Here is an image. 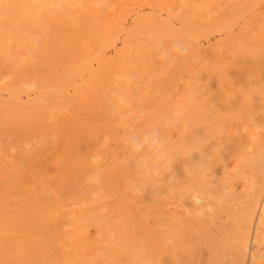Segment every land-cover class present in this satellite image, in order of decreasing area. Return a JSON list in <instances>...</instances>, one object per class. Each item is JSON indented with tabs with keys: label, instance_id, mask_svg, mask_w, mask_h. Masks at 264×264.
<instances>
[{
	"label": "rangeland",
	"instance_id": "1",
	"mask_svg": "<svg viewBox=\"0 0 264 264\" xmlns=\"http://www.w3.org/2000/svg\"><path fill=\"white\" fill-rule=\"evenodd\" d=\"M263 15L264 0H0V171L7 172V179L0 183V264H167V244L171 243L167 242V233L181 240L173 243L172 247L178 243H190V252L187 245L181 251L177 250L179 245V248L173 249L179 253L184 251L182 257L177 253L181 258L180 264H213L214 259L208 255L210 252H215L214 258L217 260L218 257L221 264L237 263L240 257L232 244H236L237 235L234 233L238 228L235 229L237 226L227 223V220H230V212L236 213L237 209L239 211L244 207V201L246 203L249 198L246 193L251 191L250 186L254 183L252 180L258 182L259 171L264 170L263 136V142L259 139L254 143L255 147L250 145L249 139L248 144L243 140L248 138L249 122L262 118L257 115L259 112L254 116L257 105L260 106L258 101L262 99L256 100L250 95H254L256 90V98L264 95V88L261 91L258 86L260 81L255 82L257 78L261 80L259 76L262 73L261 78L264 77V72H261L264 64L259 70V60V66L253 70L261 72L258 71L260 75L257 77L256 74L257 78L252 75L257 84L254 86L253 83V87L258 86L259 89L252 90L248 84L253 82V78L246 72L245 80L241 73L245 72L242 71L244 68L248 70V63L245 65L247 48L245 50L244 47L249 38L260 39L258 43L263 44H259L261 48L255 56L262 53L264 56ZM227 36L228 39L232 37L229 40L234 38L232 42L236 45L228 43ZM176 41H181L187 51H176L173 48ZM237 42L245 43L242 44L243 50L239 47L241 43L237 45ZM245 55L243 62L241 57ZM221 60L225 62L221 63ZM228 63H231V68L232 65L236 64L237 68L241 64L236 71L234 69V73L239 74L237 78L232 73L233 69L230 72ZM250 72L252 74V70ZM235 80L240 84L239 92L233 90L237 89ZM240 81L246 84L249 81L246 85L247 89L250 87L248 96L245 94L247 90L243 89L245 85ZM217 88L219 94H222L220 91L224 92L220 90L223 88L226 92L233 90L234 95H231L233 91L228 92L230 95L224 92L223 95L228 98L223 99V96L215 93ZM60 90L67 93L64 102L57 100L56 110L44 111V100ZM75 91L80 93L82 100H87L88 108L84 107L88 109V116L84 117L85 114L82 118L86 122L74 115L77 110L73 105L79 101ZM239 94L252 98L245 100L247 97ZM237 95L242 104L245 100L244 108L240 102L231 106L236 100L233 96ZM221 100L223 110L217 107ZM249 101L253 106L250 107L252 104ZM260 103L263 104V100ZM17 105L24 107L23 119L17 118ZM204 107L206 115H203L207 118L202 119L203 109H200ZM224 108H227V112L221 114L225 112ZM79 112L84 113L82 110ZM227 114L232 120L227 118ZM197 116L201 123L208 120L212 122L210 126L218 127V135L213 128L216 132L209 135L206 142L202 141L205 138L203 132L209 124L203 122L204 125H201L198 122L200 126H197ZM54 118L58 123L52 121ZM250 118L258 120L251 121ZM192 120H196V128L192 126L194 122L189 123ZM75 121H79L80 125L77 126ZM183 121L195 128L192 134L185 133L189 125L185 128ZM74 122L76 125L72 126L75 128L71 126ZM70 126L74 129L65 130L71 129ZM202 126L204 136L197 131ZM208 128L206 133L211 131ZM263 131L259 132L264 134ZM183 133L194 140L202 136L199 139L205 142L204 148L207 147L206 151L210 152L209 158L205 150L200 151L197 139L190 141L201 152H197L200 162L208 164L204 162L200 167L202 164L199 163L202 169H197L202 172L198 171L193 177L187 174V178L197 179L194 180L197 185H204L205 189L198 186L200 190H205L202 196L206 190L212 192L209 198L216 201L208 200V193L204 197L207 196L205 199L215 208L209 205L197 213H191L186 208V214L184 199L181 198L183 201L177 206L181 201L174 195L177 188L171 186L169 190L167 187L171 180H175L173 173L177 174L175 169L172 170L176 167L174 164L178 163L179 166V163L185 162L186 152H182L185 155L179 152L183 150L179 141L186 146L189 138ZM181 135H184L185 144L181 142ZM228 139L234 140L233 143ZM93 141H96L95 144ZM262 143L263 146L259 147ZM189 144L187 146L191 149ZM184 149L187 151L189 148ZM178 152L185 157L180 158ZM176 159L180 162H174ZM206 159H210L211 163ZM151 163H154L153 169L147 168ZM184 166L181 167L184 169L182 171L186 170ZM192 168L194 171L195 168ZM185 172L189 173L187 170ZM232 175L233 179L230 177ZM178 186L180 189L181 186ZM187 186L184 188L188 189ZM223 196L227 197L226 202V198L217 200ZM257 204L259 207L256 206L252 217L248 248L241 264H264V187ZM216 205L220 212L216 210ZM223 206L230 209L223 211ZM213 211H218V218L212 217ZM179 218L183 224L186 223L183 229L177 225ZM195 221L200 224L196 228L201 233L192 228L191 224H196ZM213 222H221V226L227 223L229 230L220 233L222 236L214 237L209 233ZM187 224H190L191 230L189 226L186 227ZM201 234L208 236L209 240L205 241ZM207 242L209 245L215 242L212 243L214 246L210 245L212 251L210 246L207 247L210 251L205 248ZM203 249L207 254L206 259H213L210 263H207L210 260L204 261L206 255ZM216 252L222 256L219 257L220 254ZM171 257L173 259L175 256ZM171 257H168V264ZM193 258H196L195 261ZM175 261L172 263L176 264Z\"/></svg>",
	"mask_w": 264,
	"mask_h": 264
},
{
	"label": "bare ground",
	"instance_id": "2",
	"mask_svg": "<svg viewBox=\"0 0 264 264\" xmlns=\"http://www.w3.org/2000/svg\"><path fill=\"white\" fill-rule=\"evenodd\" d=\"M249 1H250V0H249ZM253 13H254V12H253ZM259 13H260V12H259ZM262 13H263V12H262ZM262 17L264 18V15H263ZM250 21H251V20H250ZM263 21H264V20H263ZM263 21H261L262 24H263ZM246 22H247V21H246ZM248 22H249V19H248ZM253 24H254V21H253ZM253 24H252V25H253ZM262 24H261V25H262ZM259 26H260V25H259ZM230 27H231V26H230ZM252 27H253V26H252ZM263 28H264V25H263ZM263 28H261V30H262ZM226 29H227V27H226ZM232 29H233V28H232ZM256 29H257V28H256ZM257 30H258V29H257ZM228 31H229V30H228ZM231 31H232V30H231ZM240 31H241V30H240ZM249 31H250V29H249ZM258 31H260V30H258ZM263 32H264V29H263ZM263 32H262V33H263ZM236 33H237V32H236ZM243 33L246 34L244 31H243ZM247 33H248V31H247ZM260 33H261V32H260ZM244 34H242L243 37H244ZM248 34H249V33H248ZM255 34H256V33H255ZM257 34L259 35V33H257ZM227 35H228V33H227ZM231 35H232V34H231ZM246 35H247V34H246ZM260 35H261V34H260ZM260 35H259V36H260ZM229 36H230V35H229ZM229 36H227V39H228ZM256 36H257V35H256ZM259 36H258L257 38H259ZM243 37H242V38H239L240 41H242ZM249 37H250V36H249ZM260 37H261V36H260ZM231 38H232V37H230L229 39H231ZM244 38H245V37H244ZM261 38H262V37H261ZM263 38H264V37H263ZM229 39H228V40H229ZM246 39H247V38H246ZM246 39H245V40H246ZM249 39H250V38H249ZM249 39L247 40V42H246L247 44H246L245 47L242 45L244 42H243V43H242V42H239V43H241V46H239L241 50H243V47L245 48V50H246V48H247V53H246V54H247V58H246V59H247V62L245 61V65L247 66V63H248V70H247V71H246L247 68H244V67H243L244 69L242 68V69H243L242 71L245 70V72H244L245 74H244L243 72H241V71H240V72L242 73V76H243V77H244V75H247V74H248V75H251V79H252V78L254 77V75H255V77H256V74H257V77H258V76L260 75L261 72H264V70L261 71V72L259 71V70L264 66V65H263V64H264V59H263L264 56H262L263 53H262V55L258 54V56H259V55L261 56V57L259 56L260 58H259L258 56H255L257 53H259V47L261 48L260 45H261L262 42H261V43H258V41H259L260 39L257 40L255 37H252V40H249ZM237 40H238V39H235V41H237ZM262 40H263V39H262ZM232 41H234V38H233V40H229V42H228V41H227V42H228V43H233V44H235V43L232 42ZM239 43L237 42V45H238ZM259 44H260V45H259ZM262 44H263V43H262ZM235 45H236V44H235ZM244 45H245V43H244ZM242 46H243V47H242ZM241 47H242V48H241ZM226 48H227V47H226ZM256 52H257V53H256ZM262 52H263V50H262ZM242 53H243V52H242ZM234 54H235V53H234ZM234 54H233V55H234ZM244 57H246V55L241 57L242 60H243ZM257 57H258V58H257ZM262 57H263V58H262ZM232 58H235V57H232ZM232 58H231V59H232ZM227 60H228V59H227ZM242 60H241V61H242ZM259 60H260L261 66H260V68H259L258 71H259L260 73H259L258 71H253V70L256 69L255 67L259 66V65H258ZM221 61H222V60H221ZM229 61H231L230 58H229ZM241 61H240V62H241ZM223 62H225V61L223 60L221 63H223ZM226 62H227V61H226ZM238 62H239V61H238ZM243 62H244V60H243ZM262 63H263V64H262ZM242 64H243V66H244V63H242ZM217 65H218V64H217ZM239 65L241 66V64H238V65H237V68H238ZM262 65H263V66H262ZM219 66H220V65H219ZM223 66H224V64H223ZM228 66H230V68H229ZM228 66L226 65V67L229 68L230 72H231V70L233 69V70H232V73H234V69H235V71L237 70V68L235 67L236 64H235V66L232 65V68H231V63H230V65H229V63H228ZM246 66H245V67H246ZM226 67H224V69H228V68H226ZM233 67H234V68H233ZM220 68H221V67H220ZM263 68H264V67H263ZM216 69H218V67H217ZM251 70H252V74H249V73H251V72H250ZM261 70H262V69H261ZM224 71L226 72V70H224ZM224 71H223V72H224ZM228 72H229V71H228ZM246 72H247V74H246ZM248 72H249V73H248ZM253 73H254V74H253ZM234 74H235V75H234V77H235V76L238 74V72H237V74H236V73H234ZM229 75H230V74H229ZM231 75H232V74H231ZM231 75H230V76H231ZM252 75H253V77H252ZM224 76H225V75H224ZM227 76H228V75H227ZM238 76H239V74H238ZM240 76H241V75H240ZM242 76H241V77H242ZM261 76H263V73H262ZM261 76H259L261 80H259L257 77H256V78H257L256 81L254 80L255 78L252 79V80H253V82L251 81V82H252V83H251L252 86H251L250 83L248 84V82L250 81V80H249L250 78L248 79L249 81H247V84L250 85V87L252 88V90L259 89V88H260V90H261L262 88H264V82H263V81H264V79H263L264 77L261 78ZM231 77H232V76H231ZM231 77H230V79H231ZM243 77H242V78H243ZM223 78H224V77H223ZM227 78L229 79V77H227ZM236 78H237V76H236ZM242 78H240V80H241ZM244 78H245V77H244ZM208 79H209V78H208ZM228 79H227V80H228ZM233 80H234V79H233ZM237 80H239V79H237ZM245 80H247V78H245ZM215 81H217V80H215ZM220 81H221V80H220ZM222 81H224V79H223ZM222 81H221L220 83L223 84ZM225 81H226V80H225ZM225 81H224V82H225ZM228 81H229V80H228ZM231 81H232V80H231ZM254 81H255V82L260 81L259 84L261 83V85L258 84L259 88H258V86H257V88H256V87H253V85L255 84ZM209 82H210V81H209ZM213 82H214V81H213ZM235 82L238 83V81L235 80V81H234V84H236ZM240 82L242 83V81H240ZM215 83H216V82H215ZM244 83H245V82H244ZM244 83H242V85H245L243 89H244V90H245V89L247 90V92L245 93V91H244V93L247 94L248 91H249L248 89H249L250 87L248 86V89H247V86H246L247 84H246V83L244 84ZM253 83H254V84H253ZM257 83H258V82H257ZM231 84H233V83H231ZM231 84H230V85H231ZM215 85H216V84H215ZM227 85H228V84H227ZM238 85H240V84L238 83V84L236 85V86H237V87H236L237 89H233V90H236V91L240 90V88H239ZM256 85H257V84H255L254 86H256ZM216 86H217V85H216ZM218 86H219V85H218ZM220 86H221V84H220ZM202 87H203V85H202ZM221 87H222V86H221ZM245 87H246V88H245ZM218 88H219V87H218ZM218 88H217V91L214 90V92L216 91L215 93H216L218 96H220V97L223 96V99L226 98L227 96H225V94L223 95V93L226 92L225 89L220 88V90H223L224 92L220 91L222 94H219V93H218V92H219V89H218ZM238 88H239V89H238ZM253 88H255V89H253ZM204 89H205V87H204ZM204 89H203V90H204ZM206 89H207V88H206ZM231 89H232V88H231ZM233 90H232V91H233ZM232 91L230 90V91H228V92H232ZM256 91H257V90H256ZM256 91H254L255 93L253 92L254 95L252 94V95H250V96L254 97L256 100L262 99V100H263V104L260 103V101H262V100L258 101L260 106L257 105L256 112L254 111V109H252V111H253V113L255 112L254 116L256 115L257 112H259V114H257V115H259V116L262 117V118L260 119L258 116H257V117L259 118V120H258V118H257V119H254V120H253L252 118H250V120L252 119L253 121H255V120H258V121H257V122H252V123L249 122V124H250V125H249V129H247V130H248V136H247L246 134L244 135L245 137L247 136L248 138H247V139H246V138H243L244 141L246 140L245 142H246L247 144H248V139H249V141H250V145H253L252 147H255V144H254L255 142H257L259 139L262 140V139L264 138V134L259 132V131L262 132V131L264 130V115H263V114H264V95H263L262 97H260V98H259V97L256 98V95H257V94H256ZM261 91H262V90H261ZM228 92H226V94H229V95H230L231 93H228ZM238 92H239V91H238ZM65 93H66V92L60 90L59 92H55L51 98H47V99L45 98L46 100H44V103H43V110H44V111L56 110L55 107L57 108V105H58L57 100H59V101H63V100H65V99H64V97H65ZM215 93L212 92L211 94H214V96H216ZM251 93H252V92H251ZM251 93H249V94H251ZM258 93H259V92H258ZM66 94H67V93H66ZM74 94H75V96L78 97L77 100H79V101L76 102V100H75V102H76L77 105H75V104L73 105V104L71 103V104L73 105V107L75 106V109L77 110V111L75 112V114H74V113H73V114H74L76 117H78L79 119L84 120V119H82V118H83V115L86 114V115L84 116V117H86V118H87V116H88V115H87L88 112H86V111H88V109H87V108H88V107H87V106H88V104H87V100H86V98H84V96H83L84 99L82 100V98H81V96H80V93L77 92V91H75ZM74 94H73V95H74ZM207 94H208V93H207ZM237 94H238V93H237ZM255 94H256V95H255ZM263 94H264V93H263ZM54 95H55V96H54ZM231 95H234V91L232 92ZM239 95L241 96L242 94H239ZM239 95H237V97L233 96V97L237 100V103H236V100H235V101H234V102H235V105H234V102H232V103H233L232 105H231V102H230V103H228L229 106H230V105H231V106H236V104L238 105V103L240 102V96H239ZM259 95H260V94H259ZM69 96H70V95H69ZM71 96H72V95H71ZM214 96H213V97H214ZM224 96H225V97H224ZM242 96H245V95H242ZM242 96H241V97H242ZM247 96H248V94H247ZM247 96H245V97H247ZM250 96H249V97H250ZM208 97H211V95H209ZM208 97H207V100H208ZM216 97H217V96H216ZM238 97H239V99H238ZM245 97H244V98H245ZM252 97H250V98H252ZM67 98H68V97H67ZM70 98H71V97H70ZM70 98H69V99H70ZM211 98H212V97H211ZM227 98H228V97H227ZM250 98L247 97V99H245V100H249ZM71 99H72V98H71ZM74 99H75V97H74ZM74 99H72V100H74ZM209 99H210V98H209ZM215 99H216V98H215ZM215 99L212 98V100H214V101H215ZM229 99H230V98H229ZM85 100H86V101H85ZM207 100H206V103L208 102ZM227 100H228V99H227ZM231 100H232V96H231ZM238 100H239V101H238ZM241 100H242V98H241ZM243 100H244V99H243ZM245 100H244V103H245ZM251 100H253V99H251ZM256 100H255V103H256ZM84 101H85V102H84ZM210 101H211V100H210ZM210 101H209V103H210ZM216 101H217V99H216ZM228 101H230V100H228ZM63 102H64V101H63ZM63 102H61V104H62ZM82 102H83V103H82ZM222 102H223V100L220 101V103H221V104H219L220 106H217L218 108H220V110L223 108V106H222L223 103H222ZM241 102H243V101H241ZM241 102H240V103H241ZM249 102H250V101H249ZM65 103L68 104V102H65ZM79 103H82L83 105H82V104L79 105ZM85 103H86V104H85ZM211 103H212V102H211ZM211 103H210V105H211ZM213 103H214V102H213ZM225 103H227V102H225ZM225 103H224V106H225ZM244 103H243V104L241 103V104L243 105V108H244V105H246V104H244ZM250 103H251V102H250ZM59 104H60V103H59ZM228 104H227V105H228ZM241 104H240V105H241ZM251 104H252V105H250V107L253 106V103H251ZM261 104H262V107H261ZM208 105H209V104H208ZM213 105H214V104H213ZM215 105H216V104H215ZM84 106L87 107V108H85ZM221 106H222V107H221ZM61 107H63V106H61ZM61 107H60V108H61ZM66 107H69V106H66ZM78 107H80V109H79ZM82 107H84V108H82ZM217 107L215 106V108H217ZM241 107H242V106H241ZM247 107L250 109L249 105H248ZM70 108H71V107H70ZM81 108H82V109H81ZM206 108H207V107H206ZM213 108H214V106H213ZM231 108H232V107H231ZM234 108H235V107H234ZM243 108H241V109H243ZM245 108H246V106H245ZM254 108H255V107H254ZM202 109H203V110H202ZM204 109H205V107L200 109V110H202V111H201L202 114L199 112V113L201 114L202 119H203V117H204V118H207V116H204V115H203V114L205 113ZM226 109H227V108H226ZM226 109L224 108L225 112L223 111L221 114H223V113L226 114V112H227ZM228 109H230V108H228ZM238 109H239V108H238ZM58 110H59V109H58ZM78 110H79V111L82 110V111H84V113L82 114L81 112H79V114H80V115H79V114H78ZM200 110H199V111H200ZM218 110H219V109H218ZM222 110H223V109H222ZM234 110H235V109H234ZM15 111L17 112V114H16V115H17V118L19 117L20 119H23L22 117H24V115H23L24 107H22L21 105H17L16 108H15ZM44 111H43V112H44ZM206 111H207V110H206ZM211 111H212V109H211ZM231 111H233V110L231 109ZM243 111H244V109H243ZM245 111H246V109H245ZM250 111H251V110H250ZM252 111H251V112H252ZM55 112H56V111H55ZM55 112H54V113H55ZM72 112H73V109H72ZM209 112H210V110H209ZM209 112H208V113H209ZM212 112H213V111H212ZM214 112H216V111H214ZM237 112H239V110H237ZM246 112H247V111H246ZM248 112H249V111H248ZM216 113H217V112H216ZM216 113H215V115H216ZM231 113H232V112H231ZM240 113H241V112H240ZM240 113H239V114H240ZM45 114H47V113H45ZM45 114H44V115H45ZM51 114H52V113H51ZM81 114H82V116H81ZM194 114H195V113H194ZM197 114H198V113H197ZM209 114H210V113H209ZM237 114H238V113H237ZM246 114H247V113H246ZM250 114H252V113H250ZM78 115H79V116H78ZM186 115H187V114H186ZM205 115H206V113H205ZM228 115H229V114H227V118L229 117ZM243 115H244V114H243ZM47 116H48V115H47ZM47 116H46V117H47ZM49 116H50V115H49ZM58 116L60 117V115H58ZM80 116H81V117H80ZM213 116H214V115H213ZM222 116H223V115H222ZM254 116H253V117H254ZM50 117H51V116H50ZM54 117H55V114H54ZM71 117H72V116H71ZM191 117H192V116H191ZM201 117H199V118H201ZM214 117H215V116H214ZM19 118H18V119H19ZM196 118H197V119H196ZM196 118H195V119L197 120V123L199 122L201 125H204V124H206V123L209 124L208 126H206V130H207V127H209V128L211 129V131H210L209 128H208V130H209L208 133H209V134L206 133V130L204 131L203 126H202L201 129L199 128L200 130H197V129H196L197 131L200 132V133L198 132L200 135L203 134V133H205V136H204V134L202 135V136L205 137V138L201 139L202 141L205 140L206 138L208 139V136H209V135H212V133H215V132H216L215 130H217L216 134L218 135V133H219V132H218V129H217L218 127L214 128L212 125L210 126V124H211L212 122L209 123L210 121L208 122V120L206 119V120H207L206 123H205V121H203V122H204V124H203V122L201 123L202 120H201V119H198V116H197ZM208 118H209V120L211 119L209 115H208ZM216 118H217V117H216ZM220 118H221V117H220ZM229 118H230V117H229ZM47 119H48L47 121H49V117H48ZM55 119H57V118H54V120L52 119V121H55ZM50 120H51V118H50ZM68 120H69V119H68ZM196 120H194V121H196ZM230 120H232V119L230 118ZM230 120H228V121L230 122ZM252 120H251V121H252ZM57 121H58V120H57ZM57 121H55V122H57ZM73 121H74V119H73ZM84 121H85V120H84ZM194 121H193V120H192L191 122L189 121V123H192V122H194ZM214 121H215V119H214ZM217 121H218V120H217ZM217 121L215 122L216 124H217L220 120H219L218 122H217ZM243 121H244V120H242V122H243ZM50 122H51V121H50ZM75 122H76V121H75ZM75 122H74V124L71 123V126H72V125H76V123L78 124L77 126L80 125V124L78 123L79 121L76 122V123H75ZM85 122H86V121H85ZM220 122H221V124H222V121H220ZM236 122H237V120H236ZM242 122H241V123H242ZM244 122H245V121H244ZM53 123H54V122H53ZM57 123H58V122H57ZM57 123H56V124H57ZM80 123L83 124L82 121H80ZM185 123H186V124H185ZM189 123L187 124V121H183V124H185L184 127L187 128V126L189 125V126H188V128H189V127H190V124H189ZM197 123L194 122V125H193V123H192V126H194L195 128H196L197 126H200L199 123H198V125H197ZM215 123H214V124H215ZM232 123H233V122H232ZM51 124H52V123H51ZM69 124H70V123L67 124L68 127H69ZM180 124H181V123H180ZM219 124H220V123H218L217 125H219ZM84 125H85V124H84ZM195 125H197V126H195ZM235 125H237V124H235ZM63 126H64V128L66 127V125H64V124H63ZM63 126L60 125V127H61L62 129H64ZM71 126H70V127H71ZM181 126H183V125L181 124ZM219 126H220V125H219ZM223 126H224V125H223ZM233 126H234V125H233ZM233 126H232V127H233ZM72 127H74V126H72ZM72 127H71V129H67V128H66L65 130H72V129L75 128V127H74V128H72ZM211 127H212V128H211ZM188 128H187V130H190V129L193 128V127H190V129H188ZM195 128H193V129H192L191 131H189V132H187V130H186L185 133L192 134V133L194 132L193 130H195ZM213 128H214L215 130H213ZM221 128H222V126H221ZM235 128H236V126H235ZM240 128H241V127H240ZM202 129H203V130H202ZM201 130L204 131V132L201 133ZM212 130H213V132H212ZM227 130H228V129H227ZM234 130H235V129H234ZM73 131H74V130H73ZM182 132H183V131H181V134H182ZM191 132H192V133H191ZM222 132L224 133V129H222ZM263 132H264V131H263ZM0 133H1V131H0ZM2 133L4 134V132H2ZM185 133H183V134H185ZM223 133H222V135H224ZM236 133H237V132H236ZM245 133H247V131H246ZM189 134H188V136H187L186 134H185V135H186L187 138H189V139L187 140V145H188V143H190L191 146H192V147H191L192 150L190 149V146H187V145L185 146V145H183V144L181 145V143H180V141H179V144H180V147H181L180 149L183 148V150H179V152H180V151H181L180 153H182V152H186V155H185V153H182V154H184V155L186 156V158H184V161H185V162H183V161L181 160L182 162L179 163V164H181V165L178 166V163H177L176 165L174 164V166H176V167H174V168L171 167V168H173L172 170L175 169V170H174L175 173H177V174L179 173L180 175H183V176H182L183 178H182L181 176L179 177V175L173 173L172 177L175 179V180H174L175 182L172 181V180L169 182V180H168V182L170 183V185H167V187L169 186V187H168L169 190H170V187H171V186H173V189H175V188L178 189V188H179L178 185L181 186V187H180L181 191H180V189H178L179 191L176 192V190H177V189H176V190L174 191L175 194H174V193H173V194L176 195L175 197L178 196L177 199L180 198V200H181V201H180V204L177 203V206H178V205H181V202L183 201L182 199H184V201H183V203H185V209H184V211L186 212V214H187L186 208H188L189 211H190L191 213H194V212L197 213V211L205 210V209H204L205 207H209V205H212L211 203H209V202L207 201V199H208V200H209V199L211 200V198H209V195H210L212 192H209L208 190H206V191H207L206 193H208V198L205 199V198L207 197V196L204 197V196L206 195V193H205L204 196H202V195H203L202 193H204V191H205V190H203V189H205V187H203L204 185H203L202 183H200V185L202 184L201 186L197 185V183L194 181V180H197V179H194V180H193V178H192L193 176H195V174H196L198 171H199L198 173L202 172V170L200 171V170H198V169H199L201 166L203 167V164H204V162H205V161H203V162L201 161V162H200L199 157H197V156H198V153H197V152H200V151H204V150H205V152L207 153V157H208V155H209L210 152L208 153V152L206 151V150H207V147H206V149L204 148L206 140H205V142H202V141L199 139V138H202V136H201V137L199 136V138L196 137L195 140H194L193 138H190V137H189ZM206 134H207V135H206ZM216 134H215V135H216ZM262 134H263V135H262ZM213 135H214V134H213ZM215 135H214V137H215ZM217 135H216V136H217ZM183 136H184V135H183ZM183 136L181 135L180 137L182 138ZM190 136H191V135H190ZM196 136H197V134H196ZM261 136H263L262 139H261ZM191 137H193V135H192ZM194 137H195V135H194ZM212 137H213V136H212ZM223 137H224V136H223ZM220 138H221V137H220ZM224 138H226V137H224ZM231 138H232V136H231ZM233 138H234V137H233ZM183 139H184V138H182L181 142H183V143L185 144L186 140H183ZM192 139H193L194 141H197V140H198L196 143L200 144V145H199V147L201 146L200 151H197V150L195 149L194 144L190 142ZM196 139H197V140H196ZM235 139H236V138H234V140H235ZM241 139H242V137H241ZM219 140H220V139H219ZM225 140H226V139H225ZM229 140H230V139H228L227 141H229ZM234 140H233V141H234ZM238 140H239V139H238ZM243 140H242V141H243ZM0 141H2V140H0ZM188 141H189V142H188ZM199 141H200L201 143H199ZM220 141H221V140H220ZM230 141H231V140H230ZM233 141H231V143H233ZM240 141H241V140H240ZM93 142H94V144H95L96 141H93ZM218 142H219V141H218ZM237 142H238V141H237ZM259 142H260V141H259ZM262 142H263V140H262ZM202 143H203V145H202ZM214 143H215V142H214ZM221 143H222V141H221ZM224 143H225V141H223V144H224ZM231 143L229 144L230 146H232ZM235 143H236V142H235ZM260 143H261V142H260ZM190 144H189V145H190ZM192 144H193V145H192ZM198 144H197V145H198ZM207 144L209 145L208 142H207ZM217 144H219V143H217ZM244 144H245V143H243V145H244ZM257 144H258V143H256V145H257ZM211 145H212V144H211ZM213 145H214V144H213ZM225 145H226V144H225ZM182 146H183V147H182ZM215 146H217V145L215 144ZM220 146H221V145H220ZM233 146H236V145H233ZM240 146H242V145L240 144ZM245 146H246V145H245ZM261 146H263V143H262L261 145L259 144V147H261ZM186 147H187V149L189 148V149L187 150V151L189 152V155H188V152L184 149V148H186ZM221 147H222V146H221ZM223 147H224V145H223ZM259 147L257 146V149H258ZM202 148H204V149H202ZM218 148H219V147H218ZM236 148H237V146H236ZM240 148H241V147H240ZM194 149L196 150V152H194V151H195ZM232 149H233V148H232ZM221 150H222V149H221ZM221 150H220V151H221ZM243 150H244V149H243ZM252 150H253V149H252ZM259 150H260V149H258V152H260ZM261 151H263V150L261 149ZM179 152H178V154H179L180 158L185 157L184 155L182 156V154L180 155ZM241 152H242V151H241ZM194 153L197 154L195 157H194V155H195ZM223 153H224V151H223ZM236 153H237V152H236ZM245 153H246V152H245ZM245 153H244V154H245ZM256 153H257V152H256ZM263 153H264V152H262V154H263ZM178 154H177V155H178ZM200 154H201V152H200ZM211 154H212V152H211ZM221 154H222V152H221ZM227 154H228V153H227ZM229 154H230V153H229ZM253 154H254V153H253ZM260 154H261V153H260ZM223 155H224V154H223ZM256 155H257V154H256ZM263 155H264V154H263ZM173 156H174V155H173ZM181 156H182V157H181ZM188 156H190V157H188ZM201 156H204V154L201 155ZM225 156H226V155H225ZM238 156L240 157V155H238ZM257 156L259 157V153H258ZM257 156H256V157H257ZM260 156H261V155H260ZM187 157H188V158H187ZM221 157H222V156H221ZM221 157H220V158H221ZM241 157H242V156H241ZM241 157H240V158H241ZM172 158H173V157H172ZM177 158H179V157H177ZM191 158H192V159H191ZM193 158L197 159L199 162H198V161L196 162V160H194ZM200 158H201V157H200ZM209 158H210V155H209ZM222 158H223V157H222ZM222 158H221V159H222ZM224 158H225V157H224ZM233 158H234V157H233ZM259 158H260V157H259ZM182 159H183V158H182ZM185 159H186V160H185ZM187 159H188V160H187ZM215 159H217V158H215ZM227 159H229V158H227ZM256 159H257V158H256ZM261 159H262V156H261ZM177 160H178V162H180L179 159H176L174 162H176ZM191 160H193L192 163L190 162ZM202 160H203V159H202ZM218 160H220V159H218ZM259 160H260V159H259ZM263 160H264V158H263ZM263 160H261V161L263 162ZM186 161H188V163H190V164H188ZM194 161H195L196 163H195ZM206 161H208V160L206 159ZM211 161H212V160H211ZM255 161H256V160H255ZM261 161H260V162H261ZM170 162H171V161H169V163H170ZM174 162L172 161V163H174ZM208 162H210V159H209ZM262 162H261V163H262ZM183 163H187V165L184 164L186 167H185L184 165H182ZM194 163H195V164H194ZM197 163H198V164H197ZM199 163H200V164L203 163V164L200 165V167H199ZM210 163H211V162H210ZM222 163H223V162H222ZM222 163H221V164H222ZM241 163H242V162H241ZM256 163H257V162H256ZM256 163H254V164H256ZM261 163H259V164H261ZM153 164H154V163H151L150 166H147V168L149 167V169H151V167L153 166ZM191 164H192V165L194 164L196 167H195L194 165L192 166ZM196 164H197V165H196ZM207 164H208V163L205 162V165H207ZM171 165H172V164L170 163L169 166H171ZM188 165H189V168H187ZM211 165H212V164H211ZM223 165H224V164H223ZM183 166L186 168V170H187L189 173L185 172L186 170H185V171H182V170H184V169H182ZM197 166H198V167H197ZM241 166H242V165H241ZM241 166H239V167H241ZM246 166H247V165H246ZM250 166H251V165H250ZM256 166H257V165H256ZM177 167H178V169H177ZM181 167H182V168H181ZM192 167H194V168L196 169V171H195V169H194V171H193V168H192ZM251 167H252V166H251ZM258 167H259V166H258ZM262 167H263V166H262ZM168 168H170V167H168ZM190 168H191L192 170H191ZM197 168H198V169H197ZM230 168H231V167H230ZM247 168H248V166H247ZM259 168L262 170L261 166H260ZM149 169H147V170H149ZM152 169H153V167H152ZM180 169H181V170H180ZM200 169H202V168H200ZM221 169H222V168H221ZM239 169H241V168H239ZM179 170H180L181 172H183V173L185 172L186 176H184L185 174H181V172H179ZM242 170L244 171L243 168H242ZM247 170H248V169H247ZM192 171H193V172H192ZM220 171H221V170H220ZM250 171H251V170H250ZM194 172H195V173H194ZM208 172H209V169H208ZM223 172H224V171H223ZM244 172H245V171H244ZM244 172H243V173H244ZM251 172H252V171H251ZM169 173H171V170H170ZM193 173H194V175H193ZM219 173H220V172H219ZM243 173H240V174L243 175ZM259 173H260V176H259V178H258V179H259L258 182H255V180H252V181H254V183H252V185L250 186V187L252 188L251 191H249L250 189L248 190L249 192L246 191V192H247L246 194H247V195L249 194V196H248L249 198H248V200H246V201H247L246 203H245V201H244V207H243L241 210H239V211H238V209H237L238 212L236 211V213H235V211L232 210L234 213L230 212V213H231V214L229 215V216H230V220H227V223L231 222V224L233 223V225L237 226L236 228L233 226L235 229L238 228V231L234 233L235 236L237 235V237L235 238V240H236V244H235V245L232 244V246H234V250L236 251V253H237L238 256L240 257V259H239V261L237 260L238 262H237V263H234V264H241V261L243 260V258H245L244 256H245L246 250H247V248H248V242H249V241H248V238H249V237H248V234H249V227H251L250 224H251V221H252V217L254 216V215H253V214H254V211H256L255 208H256V206H258L257 202H258V200H259V198H260V195H261V193H262V191H263V187H264V170H263L262 172L259 171ZM259 173H258V174H259ZM6 174H7V172H5L4 170H1V171H0V183H1V182L3 183V181H5L4 179L7 177ZM187 174H188V176H190L189 174H191L192 177H189V178H192V179L187 178V177H188ZM201 174H202V173H201ZM204 174H205V173H204ZM208 174H209V173H208ZM213 174H214V173H213ZM220 174H221V173H220ZM224 174H225V173H224ZM249 174H250V172H249ZM196 175H197V174H196ZM250 175H251V174H250ZM167 176L170 177V174H168ZM176 176H177V177H176ZM199 176L201 177L200 174H199ZM204 176H205V175H204ZM206 176H207V174H206ZM206 176H205V177H206ZM219 176H220V175H219ZM233 176H234V175H232V176H230V177L232 178ZM247 176H248V175H247ZM200 177H199V178H200ZM214 177H215V175H214ZM235 177H236V176H235ZM240 177H241V175H240ZM252 177H253V174H252ZM180 178H182V179L180 180ZM185 178H187L186 182L189 180L187 183L184 182V181H185ZM197 178H198V177H197ZM6 179H7V178H6ZM178 179H179V180H178ZM226 179H227V178H226ZM232 179H233V178H232ZM177 180L180 181V182L178 183ZM182 180H183V181H182ZM191 180H192V182H190ZM223 180H224V179H223ZM247 180H248V179H247ZM193 181H194L195 183H194ZM219 181H220V180H219ZM168 182H167V183H168ZM173 182H174V183L177 182V183L174 184ZM183 182H184V183H183ZM189 182L193 184V186H194V187L192 186L193 188L191 187L192 184L190 185ZM171 183H172V185H171ZM182 183H183V184H182ZM207 183H208V182H207ZM222 183H223V182H221V185H222ZM249 183H250V182H249ZM198 184H199V183H198ZM225 184H226V183H225ZM231 184H232V183H231ZM246 184H247V183H246ZM176 185H177V186H176ZM183 185H184V186H183ZM186 185H188L187 187H188V189H189L190 191H189L187 188H186V189H187L188 191H186V189L184 188ZM196 185H197V186H196ZM211 185H212V184H211ZM249 185H250V184H249ZM198 186L201 187V188L203 187V189L200 190V188H199ZM190 187H191L192 189H190ZM221 187L223 188V186H221ZM221 187H220V188H221ZM245 187H246V186H245ZM250 187H249V188H250ZM215 188H216V187H215ZM173 189H172V190H173ZM182 189L184 190V192H182V191H183ZM212 189H213V188H212ZM191 190H192V191H191ZM202 190H203V192H201ZM221 190H223V189H221ZM211 191H212V190H211ZM216 191H217V190H216ZM167 192H168V191H167ZM178 192H179V193H178ZM180 192H181V193H180ZM185 192H187V193H185ZM189 192H190V193H189ZM198 192H199V193H198ZM178 194H180V196H179ZM182 194H183V195H182ZM185 194H186V195H185ZM222 194H224V192H223ZM246 194H244V196H245ZM174 195H173V198H175ZM184 195H185V196H184ZM216 195H217V194H216ZM216 195H215V196H216ZM225 195H227V194L225 193ZM210 196H212V195H210ZM213 196H214V194H213ZM228 196H229V195H228ZM169 197H171V195H170ZM216 197H219V196H216ZM229 197H230V196H229ZM232 197H233V196H232ZM173 198H172V199H173ZM181 198H182V199H181ZM223 198H224V199L226 198V199H225V202H226V201H227V197H226V196H223V197L217 198V200H218V199H219V200H222ZM239 198H240V197H239ZM233 199H234V198H233ZM244 199H245V198H244ZM246 199H247V198H246ZM167 200H168V199H167ZM185 200H186L187 202H186ZM205 200H206L207 202H205ZM239 200H241V198H240ZM203 201H204V202H203ZM211 201H212V202H213V201H216V199H215V200H211ZM228 201H230V200H228ZM232 201H233V200H232ZM177 202H179V201L177 200ZM197 202L200 203V204H199V205H196ZM221 202H222V201H221ZM219 203H220V202H219ZM228 203H230V202H228ZM3 204H4V203H3ZM215 204H216V203H215ZM183 205H184V204H183ZM183 205H182V208H184ZM221 205H222V204H221ZM212 207L215 208L213 205L211 206V208H212ZM223 207H224V206H223ZM226 207H227V206H226ZM228 207H229V206H228ZM258 207H259V206H258ZM258 207H257V208H258ZM177 208H178V207H177ZM179 208H181V206H180ZM182 208H181V209H182ZM217 208H218V207H217V205H216V210H218ZM175 209H176V208H175ZM188 209H187V210H188ZM222 209H224L223 211H225V210L228 211V209H230V208L227 209V208L224 207V208H222ZM182 210H183V209H182ZM211 210H212V209H211ZM214 210H215V209H214ZM184 211H183V212H184ZM189 211H188V213H189ZM218 211L220 212V210H218ZM218 211H217V212H218ZM259 211H260V210H259ZM210 212H211V211H210ZM213 212H214V213H212V215H213L212 217H213V218H216V217H217V212H216V211H213ZM181 213H182V212H181ZM186 214L184 213V216H186ZM199 214H201V213H199ZM204 214H205V213H204ZM218 214H219V213H218ZM255 214H256V213H255ZM180 215L183 217V213L180 214ZM180 215H178V216H180ZM189 215H191V214H189ZM181 216H180V217H181ZM192 216H193V214H192ZM205 216H206V215H205ZM205 216H204V217H205ZM196 217H198V216H196ZM200 217H201V215H200ZM200 217H198V218H200ZM206 217H207V216H206ZM208 217H210V216H208ZM208 217H207V218H208ZM185 218H188V217H185ZM190 218H191V217H190ZM190 218H189V219H190ZM192 218H193V217H192ZM202 218H203V216H202ZM202 218H201V221L204 222L203 220H204L205 218H203V220H202ZM210 218H211V217H210ZM217 218H218V217H217ZM189 219H188V221H190ZM195 219H197V218H195ZM193 220H194V219H193ZM199 220H200V219H199ZM205 220H206V219H205ZM211 220H213V219H211ZM224 220H225V219H224ZM185 221H186V220H185ZM188 221H187V222H188ZM196 221H197V220H196ZM196 221H195V222H196ZM213 221L215 222V221H219V220L215 219V220H213ZM180 222H181V223H180ZM191 222H193V221L191 220ZM191 222H190V224H191ZM214 222H213V223H214ZM227 223H226V224H227ZM185 224H186V223H185ZM185 224H183V222H182V221L180 220V218H179V222H178L177 225H180V227L183 229V228H184L183 226H185ZM190 224H187V225H186V227L189 226V227H188L189 230H191L192 228L195 229L196 226L200 225L198 222H196V224H191V225H193V227L190 228V227H191ZM203 224L206 225V223H203ZM208 224H209V223H208ZM218 224H219V223H218ZM218 224H217V223H214L213 225L210 226V228L212 227V230H211V232H209V233L213 234L214 237H216V235H221L220 233H223L224 230H227V229L229 230V228H226L228 225L226 226V224H222V225H224V226H221V222H220L219 225H218ZM231 224H230L229 226H231ZM181 225H182V226H181ZM215 225H216V226H215ZM175 226H176V225H175ZM206 226H208V225H206ZM186 227H185V229H187ZM199 227H200V226H198L197 228H199ZM203 227H204V225H203ZM233 227H232V228H233ZM172 228H173V227H172ZM197 228L195 229L196 232H197L198 230H199V232H200V229L197 230ZM173 229H174V228H173ZM205 229H206V228H205ZM208 229H209V226H208ZM255 229H256V228H255ZM182 231H183V230H182ZM209 231H210V230H209ZM235 231H236V230H235ZM188 232H190V231H188ZM201 232H202V231H201ZM201 232H200V233H201ZM205 232H206V231H203L204 234H206ZM194 233H195V231H194ZM231 233H232V232H231ZM236 233H237V234H236ZM189 234H190V233H188V235H189ZM197 234H198V233H197ZM206 235H207V234H206ZM189 236L191 237V234H190ZM201 236L203 237L204 235L201 234ZM209 236H210V235H209ZM221 236H222V235H221ZM232 236H233V235H232ZM202 237H201L200 239H202ZM227 237H228V235H227ZM212 238H213V237H212ZM183 239H184V238H183ZM188 239H189V238H188ZM204 239H205V241H207L208 236H207V237L204 236ZM219 239H220V238H219ZM252 239H253V237H252ZM197 240H198V238H197ZM208 240H209V239H208ZM212 240H213V239H212ZM235 240L232 239V241H234V242H235ZM170 241H171V243H170V244H167V264H168V257H171V255H172L173 257H174V256L177 257V259H176L175 257H174L173 259H174V261H175V260H179V262H178V261H175V262H177L176 264H180V260H181V258H179L178 255L180 254V257H182V256H181V253H183L184 251L181 252V253H179V252H176V250H175V252H174L173 249H174L175 247H176V248H179V246H180V248L177 249V250H178V251H181V250H183V248L186 249L185 246L187 245V248H188L187 250H189V252H190V250H192L191 247H189V246H190V243H189V245H188V243H187L186 245H185V243H184V245H181V243H178L177 245H175V246L172 247L171 245H173V243L176 244L177 241L180 242L181 240H179L178 238L174 237V235L167 233V242H170ZM186 241L188 242V241H191V240H185L184 242H186ZM213 241H214V240H213ZM217 242H218V241H217ZM234 242H233V243H234ZM193 243H195V242H193ZM193 243H191V245H192ZM199 243H200V242H199ZM199 243H198V244H199ZM204 243H206V242H204ZM204 243H203V244H204ZM212 243H213V242H211L210 245H211ZM214 243H215V242H214ZM214 243H213V244H214ZM219 243H220V241H219ZM219 243H217V247H218V244H219ZM231 243H232V242H231ZM213 244H212V245H213ZM178 245H179V246H178ZM207 245H208V246H207ZM207 245H204V246H205V248L208 250L209 248H207V247L210 246V245H209V242H207ZM170 246L172 247V250H171ZM194 246H195V245H194ZM196 246H197V245H196ZM198 246H200V245H198ZM213 246H214V245H213ZM221 246H222V244H221ZM221 246H220V247H221ZM215 247H216V246H215ZM223 247H224V246H223ZM169 248H170V249H169ZM196 248H197V247H196ZM196 248H195V249H196ZM210 248H211V251H212V247H211V246H210ZM197 249H198V248H197ZM231 249H232V248H231ZM169 250H170V254H169ZM203 250H204V249H203ZM203 250H201V251H203ZM218 250H219V248H218ZM220 250L222 251V248H221ZM171 251H172V252H171ZM209 251H210V249H209ZM209 251H206V252H209ZM213 251H214V250H213ZM189 252H188V253H189ZM191 252H192V251H191ZM197 252H198V251H197ZM175 253H176V254H175ZM177 253H178V255H177ZM204 253H205V250H204ZM211 253H212V254H211ZM214 253H215V252H214ZM214 253H213V252H210V253L208 254V255H210V256L214 259V262H215V263H213V264H216V263H217V264H221V263L219 262L220 260L218 261V257H216L217 260L214 258V257H215ZM223 253H224V251L221 252V254H223ZM173 254H175V255H173ZM183 254H184V253H183ZM195 254H196V252H195ZM198 254H199V253H198ZM202 254H203V253H202ZM216 254H220V252H219V253L216 252ZM221 254L218 255V256L221 257V256H222ZM229 254H230V253H229ZM186 255H187V254H186ZM192 255H193V254H192ZM192 255H191V256H192ZM200 255H201V253L199 254V256H200ZM205 255H206V256H204V257H205V260H204V259H202V260H204L205 262H207L208 260H210V261H208L207 263H210L211 261H213V259H209V258H208V260H207V259H206V258H207V254L205 253ZM199 256H198V258H199ZM230 256H231V255H230ZM183 257H184V256H183ZM188 257H189V256H188ZM192 257H194V255H193ZM223 257H224V256H223ZM232 257H233V256H232ZM178 258H179V259H178ZM185 258H186V257H185ZM185 258H184V260H185ZM173 259H172V257H171V259L169 258L170 264H171L172 262H174ZM195 259H196V258H193V261H195ZM219 259H221V258H219ZM199 260H200V259H199ZM224 260H225V259H224ZM197 261H198V260H197ZM217 261H218L219 263H218ZM232 261H233V260H232ZM234 261H235V260H234ZM221 262L223 263V259L221 260ZM181 263H182V262H181ZM184 263H185V262H184ZM190 263H192V262H190ZM193 263H194V262H193ZM197 263H198V262H197ZM200 263H201V262H200ZM202 263H203V262H202ZM232 263H233V262H232ZM232 263H230V264H232ZM253 263H254V262H253ZM172 264H175V263H172ZM186 264H187V263H186ZM210 264H211V263H210ZM227 264H229V263H227ZM242 264H243V263H242Z\"/></svg>",
	"mask_w": 264,
	"mask_h": 264
},
{
	"label": "clouds",
	"instance_id": "3",
	"mask_svg": "<svg viewBox=\"0 0 264 264\" xmlns=\"http://www.w3.org/2000/svg\"><path fill=\"white\" fill-rule=\"evenodd\" d=\"M173 48L178 52H186L187 49L184 47L183 43L181 41H176L173 44ZM163 55V54H162Z\"/></svg>",
	"mask_w": 264,
	"mask_h": 264
}]
</instances>
